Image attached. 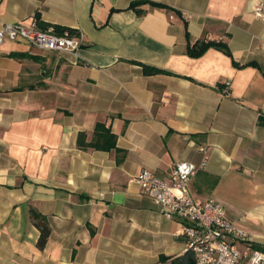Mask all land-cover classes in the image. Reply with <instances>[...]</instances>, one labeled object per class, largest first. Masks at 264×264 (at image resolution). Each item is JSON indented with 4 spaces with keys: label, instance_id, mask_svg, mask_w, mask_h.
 <instances>
[{
    "label": "crops",
    "instance_id": "0c3cea01",
    "mask_svg": "<svg viewBox=\"0 0 264 264\" xmlns=\"http://www.w3.org/2000/svg\"><path fill=\"white\" fill-rule=\"evenodd\" d=\"M133 1L0 0V28L34 17L83 35L76 54L0 42V264H174L180 220L132 177L177 161L199 167L195 198L264 246V0ZM200 39L230 54L190 56ZM97 122L115 149L77 146ZM30 209L50 229L42 248Z\"/></svg>",
    "mask_w": 264,
    "mask_h": 264
},
{
    "label": "built area",
    "instance_id": "2783aa9c",
    "mask_svg": "<svg viewBox=\"0 0 264 264\" xmlns=\"http://www.w3.org/2000/svg\"><path fill=\"white\" fill-rule=\"evenodd\" d=\"M254 15L264 21V1L255 5ZM5 37L13 41L24 39L43 50L76 54L83 35L68 28L60 32L53 26L41 28L37 19L30 17L27 24L4 23L0 42ZM228 86L229 81L225 88ZM198 168L195 163L177 161L165 175L143 168L132 180L164 216L180 220L178 236L185 240L195 264H264V251L247 243L245 231L228 216L220 201L193 196L189 183Z\"/></svg>",
    "mask_w": 264,
    "mask_h": 264
},
{
    "label": "trees",
    "instance_id": "16d2710c",
    "mask_svg": "<svg viewBox=\"0 0 264 264\" xmlns=\"http://www.w3.org/2000/svg\"><path fill=\"white\" fill-rule=\"evenodd\" d=\"M140 2H147L146 0H137L133 1L130 4V7H135L136 4ZM152 5H160L156 2H150ZM42 27H45V24H40ZM64 28L55 27V30L57 32L62 31ZM73 31L72 29H70ZM209 47L217 48L221 51H223L226 54H230L229 48L225 42L222 41H216V40H209V39H200L197 40L193 45H187V52L190 56L197 57L200 56L202 53H204L205 50H207ZM146 73H157L161 72V69L143 65ZM262 124H264V118L260 120ZM76 144L80 148H93L97 150H105L109 151L111 149L116 148V134L111 132L109 127H106L104 123L97 122L94 130H93V137L90 141H86V136L84 132H80L77 136ZM30 216L34 220V224L40 231L39 238L37 240V246L39 248H42L47 240V237L49 235L50 229L47 225L45 218L35 211L34 209H30ZM253 248L259 249L264 251V246H257L252 245ZM172 262L174 264H195L193 254L191 251L186 250L182 255L177 256L172 259Z\"/></svg>",
    "mask_w": 264,
    "mask_h": 264
}]
</instances>
